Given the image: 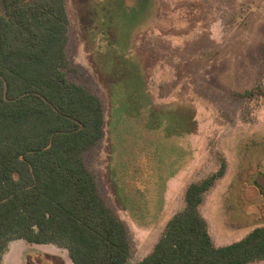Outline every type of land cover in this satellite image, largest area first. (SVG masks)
I'll use <instances>...</instances> for the list:
<instances>
[{
    "label": "rangeland",
    "instance_id": "obj_1",
    "mask_svg": "<svg viewBox=\"0 0 264 264\" xmlns=\"http://www.w3.org/2000/svg\"><path fill=\"white\" fill-rule=\"evenodd\" d=\"M64 4L66 77L95 94L104 115L83 160L125 225L130 262L185 207L187 186L218 170L199 205L214 244L264 225V0ZM69 262L62 247L22 239L1 257Z\"/></svg>",
    "mask_w": 264,
    "mask_h": 264
},
{
    "label": "trees",
    "instance_id": "obj_2",
    "mask_svg": "<svg viewBox=\"0 0 264 264\" xmlns=\"http://www.w3.org/2000/svg\"><path fill=\"white\" fill-rule=\"evenodd\" d=\"M64 0H0V264L9 241L51 243L73 264H247L264 225L215 245L199 205L223 170L190 183L152 250L131 263L123 221L83 152L104 132L100 99L67 79Z\"/></svg>",
    "mask_w": 264,
    "mask_h": 264
},
{
    "label": "crops",
    "instance_id": "obj_3",
    "mask_svg": "<svg viewBox=\"0 0 264 264\" xmlns=\"http://www.w3.org/2000/svg\"><path fill=\"white\" fill-rule=\"evenodd\" d=\"M172 216H173V215H172ZM172 216H170L169 219H170ZM169 219H167V221H168ZM167 221H166V223H167ZM206 221H207V220H206ZM165 225H166V224H165ZM207 225H209L208 221H207ZM209 227H210V226H209ZM208 231H209V233H210V235H211V238H212V240H213V242H214V238H213V236H212V234H211V229L208 228ZM158 239H159V238H155V239H154V242L152 243V245H151L149 251H148L145 255H147V254L152 250L154 244L157 242ZM127 240H128V238H127ZM128 244H129V242H128ZM129 250H130V248H129ZM145 255H144V256H145ZM144 256H143V257H144ZM143 257H141L140 259H142ZM140 259H139V260H140ZM69 261H70V262H69L70 264H73L72 261H71L70 259H69ZM137 261H138V260H137Z\"/></svg>",
    "mask_w": 264,
    "mask_h": 264
},
{
    "label": "water",
    "instance_id": "obj_4",
    "mask_svg": "<svg viewBox=\"0 0 264 264\" xmlns=\"http://www.w3.org/2000/svg\"><path fill=\"white\" fill-rule=\"evenodd\" d=\"M257 184H258L260 187L264 186V176L258 179Z\"/></svg>",
    "mask_w": 264,
    "mask_h": 264
}]
</instances>
